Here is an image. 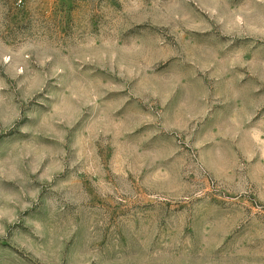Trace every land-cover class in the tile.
I'll return each instance as SVG.
<instances>
[{
    "label": "rangeland",
    "instance_id": "374dc122",
    "mask_svg": "<svg viewBox=\"0 0 264 264\" xmlns=\"http://www.w3.org/2000/svg\"><path fill=\"white\" fill-rule=\"evenodd\" d=\"M0 264H264V0H0Z\"/></svg>",
    "mask_w": 264,
    "mask_h": 264
}]
</instances>
